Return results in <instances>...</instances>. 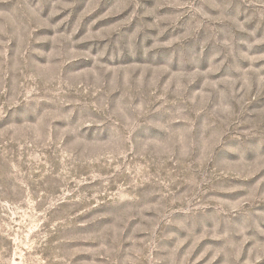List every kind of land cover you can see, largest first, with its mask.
Segmentation results:
<instances>
[{
    "label": "rangeland",
    "instance_id": "obj_1",
    "mask_svg": "<svg viewBox=\"0 0 264 264\" xmlns=\"http://www.w3.org/2000/svg\"><path fill=\"white\" fill-rule=\"evenodd\" d=\"M0 264H264V0H0Z\"/></svg>",
    "mask_w": 264,
    "mask_h": 264
}]
</instances>
